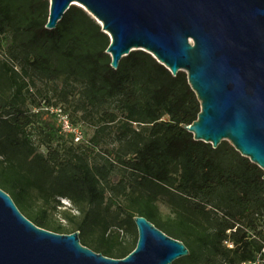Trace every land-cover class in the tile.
<instances>
[{"label": "trees", "instance_id": "16d2710c", "mask_svg": "<svg viewBox=\"0 0 264 264\" xmlns=\"http://www.w3.org/2000/svg\"><path fill=\"white\" fill-rule=\"evenodd\" d=\"M48 12V0H0V188L14 202L32 190L45 203L68 198L84 214L81 232L99 221L93 208L116 206L110 238L106 225L91 247L109 257L135 248L137 239L126 253L114 246L140 215L189 249L171 264H264V172L228 141L213 147L180 126L200 111L187 74L142 50L114 69L94 18L71 5L47 29ZM32 89L35 111L25 104ZM58 103L92 128L87 143H58L60 127L45 110ZM131 195L135 209L119 202ZM158 200L169 208L165 221Z\"/></svg>", "mask_w": 264, "mask_h": 264}, {"label": "water", "instance_id": "95a60500", "mask_svg": "<svg viewBox=\"0 0 264 264\" xmlns=\"http://www.w3.org/2000/svg\"><path fill=\"white\" fill-rule=\"evenodd\" d=\"M48 1L47 29L71 5L96 20L109 37L112 68L142 50L173 75L184 71L200 111L180 126L213 147L228 141L264 172V0ZM133 221L135 248L113 258L81 244L79 231L36 225L0 188V264H171L189 255L144 216Z\"/></svg>", "mask_w": 264, "mask_h": 264}, {"label": "rangeland", "instance_id": "374dc122", "mask_svg": "<svg viewBox=\"0 0 264 264\" xmlns=\"http://www.w3.org/2000/svg\"><path fill=\"white\" fill-rule=\"evenodd\" d=\"M25 96L26 106L32 111H35L36 107L33 106V103L39 100L36 91L32 89L25 93ZM41 104L45 105L44 99H41ZM45 110L52 116L56 125L60 127L59 134L61 135V138L57 140L58 143L66 145L70 142L73 144L87 143V140L92 133V128L87 124L82 123L77 115L73 114L72 107L58 103V105L52 107H45ZM65 121H67L68 127H65ZM130 197L131 198L121 197L119 202L124 206H131L135 209V196L131 195ZM15 202L25 216L42 218L45 223L49 225L47 228L62 226L73 231H79L80 240L84 241L90 248L97 244L98 238L100 235L102 236L106 225V237L110 238V233L114 230V226H111V218L117 210L116 206H113L109 212H106L102 206L93 208L99 221H90L91 223L85 231L81 232L78 230V225L82 222L84 214L78 211L66 197H59L54 202L45 203L38 196L37 190H32L26 197V200ZM154 208L162 221H165L166 218L170 216L169 208L164 201L158 200L154 204ZM133 213L137 215L135 211H133ZM136 239L137 229L134 224L120 232L118 243L115 244L114 248L118 249L124 247V253H126L131 249L134 244H132V242L136 241ZM128 247L130 248L128 249Z\"/></svg>", "mask_w": 264, "mask_h": 264}, {"label": "built area", "instance_id": "2783aa9c", "mask_svg": "<svg viewBox=\"0 0 264 264\" xmlns=\"http://www.w3.org/2000/svg\"><path fill=\"white\" fill-rule=\"evenodd\" d=\"M65 127H68L67 121H65ZM263 251H264V248H263ZM262 261L264 262V259H262Z\"/></svg>", "mask_w": 264, "mask_h": 264}]
</instances>
